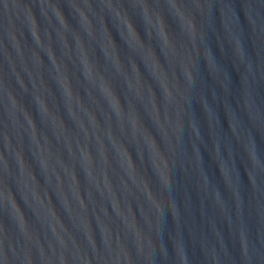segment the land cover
<instances>
[{
    "label": "water",
    "instance_id": "obj_1",
    "mask_svg": "<svg viewBox=\"0 0 264 264\" xmlns=\"http://www.w3.org/2000/svg\"><path fill=\"white\" fill-rule=\"evenodd\" d=\"M0 264H264V0H0Z\"/></svg>",
    "mask_w": 264,
    "mask_h": 264
}]
</instances>
